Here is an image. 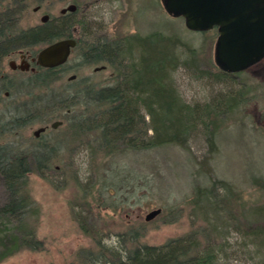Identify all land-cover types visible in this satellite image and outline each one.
Here are the masks:
<instances>
[{"label": "rangeland", "instance_id": "1", "mask_svg": "<svg viewBox=\"0 0 264 264\" xmlns=\"http://www.w3.org/2000/svg\"><path fill=\"white\" fill-rule=\"evenodd\" d=\"M25 1L27 5L17 22L19 27L40 23L44 12L57 17L61 7L75 1L78 10L68 14L71 36L84 44L132 33L143 36L153 31L177 36L176 51L182 63L171 75L179 95L189 103H203L226 90H237L243 80L256 90L255 97L231 112L220 127L215 138L216 152L209 147L206 132L199 126L182 146L168 144L118 158L119 165L137 172L136 192L140 201L134 202L131 196L129 204L121 202L117 207H109L113 199H120L113 190L109 193L101 188L103 177L110 176L109 159L93 153L80 138L69 140L71 132L62 117L63 111L44 115L23 128L12 126L15 115H24L23 108L30 98L24 88L25 79L32 74L13 71L9 57L6 58L3 70L12 84L7 86L9 96L1 94L0 143H19L21 149L56 143L61 146L51 166L36 168L32 163L27 175V190L38 206L36 237L42 242V249H22L0 264L75 263L78 249L93 247L91 238L80 230L81 218L92 224L108 245L119 243L129 228L141 229L143 225L145 233L140 243L147 245H160L205 228L199 253L205 250L212 254L213 264H257L262 253L257 252L248 232L257 226L264 228V211L255 212L264 206V58L240 76L213 81L199 71L215 69L216 28L188 29L181 16H171L164 10L161 0ZM38 3L42 8L34 12L32 8ZM192 48L198 53L196 64L190 61ZM14 58L13 63L20 65L18 55ZM102 65L83 64L79 53L72 52L57 68L54 86L63 89L82 79L106 81L111 69ZM71 75H75L73 79ZM56 120L60 123L52 127ZM39 127L45 128L35 135ZM219 181L228 189L217 185L212 192L202 193ZM6 197L0 176V203ZM154 208L161 212L145 221L146 214ZM30 220L33 222L34 217Z\"/></svg>", "mask_w": 264, "mask_h": 264}, {"label": "trees", "instance_id": "2", "mask_svg": "<svg viewBox=\"0 0 264 264\" xmlns=\"http://www.w3.org/2000/svg\"><path fill=\"white\" fill-rule=\"evenodd\" d=\"M3 1L7 2V8L23 2ZM70 23V19L63 16L27 29L18 28L16 20L12 25L0 24V73L4 60L17 50L31 51L38 44L71 36ZM76 41L71 53H79L83 64L103 63L110 67L108 79L103 82L75 80L73 86L58 89L54 81L58 78L59 66L42 67L25 79L29 102L23 108L24 115L14 116L12 126L23 128L44 115L63 111L62 117L71 132L69 140L80 138L93 153L109 159L110 176L103 177L101 188L109 193L113 190L120 197L113 199L109 207L128 203L131 196L134 202L140 201L136 192L137 172L119 165L118 158L132 151L168 144L182 146L199 126L206 132L209 147L216 152L215 138L222 124L231 112L255 97L256 87L243 80L237 90H226L203 103L182 99L171 75L182 63L176 51L179 44L175 35L153 31L143 36L132 33L88 44L78 38ZM189 57L191 63L198 62L196 49L189 50ZM214 68V71L199 72L218 82L245 72L230 73L216 65ZM10 84L8 81L4 88L0 87V100L5 90L9 92ZM60 146L56 143L21 149L19 143H0V176L7 193L5 201L0 203V263L22 249H42V242L36 237L38 206L27 190V175L32 163L36 168L51 166ZM217 185L227 188L219 181L202 193L212 192ZM262 211L264 206L255 210L259 214ZM81 219L80 230L91 238L93 247L78 249L76 262L70 264H213L212 254L205 250L199 253L205 228L168 239L160 245H147L140 243L145 233L143 225L141 229L129 228L119 243L108 245L92 224ZM248 233L254 238L257 252L262 253L257 264H264V228L257 226Z\"/></svg>", "mask_w": 264, "mask_h": 264}, {"label": "water", "instance_id": "3", "mask_svg": "<svg viewBox=\"0 0 264 264\" xmlns=\"http://www.w3.org/2000/svg\"><path fill=\"white\" fill-rule=\"evenodd\" d=\"M164 10L171 16H181L190 30L207 31L216 28L214 63L226 72L248 69L264 58V0H161ZM73 3L61 9L75 10ZM45 14L42 19L45 20ZM72 36L44 44L36 52V62L46 68L64 64L76 45ZM34 59V58H32ZM13 61H11V64ZM101 67H104L102 65ZM100 68V67H95ZM75 75H71L73 79ZM59 120L51 123L56 127ZM45 127H39L35 135ZM161 212L154 208L145 216L149 221Z\"/></svg>", "mask_w": 264, "mask_h": 264}, {"label": "flooded vegetation", "instance_id": "4", "mask_svg": "<svg viewBox=\"0 0 264 264\" xmlns=\"http://www.w3.org/2000/svg\"><path fill=\"white\" fill-rule=\"evenodd\" d=\"M6 3H7L6 1L0 0V24L12 25L13 24V20H16V23H17L18 19L21 16V12H22L24 6L27 5L26 1L23 0V2L20 3V5H17L15 7H11L10 6L8 8L5 6ZM71 3L76 5L75 10H73V11L66 10L65 12H61V9L63 8V7H61L60 10H59L60 14L57 17H51L49 13L44 12L40 16V23L29 25L27 27H19L18 26V28L27 29V28L39 26V25H41L43 23H46L49 20H53V19L58 20V19H60L63 16L66 17V18H69L68 14L75 13L78 10V8H79L78 4L75 3V1L71 2ZM41 8H42L41 3H38L32 9H33L34 12H38ZM45 14L47 15V18L45 20H43L42 17ZM2 20H5V21H2ZM70 34H71V31H70ZM36 52L37 51H34V50L33 51L17 50L13 55H11L9 57L8 63H9L10 68L13 71H18V72H22V73H25V72L26 73H30V74L37 73L39 71V69L42 68V66H40L36 62V59H35ZM15 55H18L19 59L21 60L20 65H17V64H14V63L11 64L10 60H12L14 62L15 61V58H14ZM32 58H34V59H32ZM43 68H45V67H43ZM8 81H10V79H9L7 73H5V71L2 69L1 73H0V87L4 88L5 83L8 82ZM3 94L5 96H7L9 94V92L5 90L3 92Z\"/></svg>", "mask_w": 264, "mask_h": 264}]
</instances>
